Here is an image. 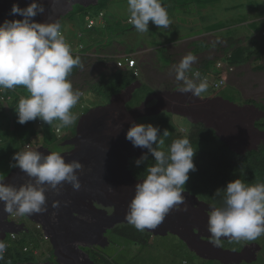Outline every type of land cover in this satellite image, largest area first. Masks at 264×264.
Returning <instances> with one entry per match:
<instances>
[{"label":"rangeland","instance_id":"obj_1","mask_svg":"<svg viewBox=\"0 0 264 264\" xmlns=\"http://www.w3.org/2000/svg\"><path fill=\"white\" fill-rule=\"evenodd\" d=\"M15 3L16 0H0V24L5 21L3 17L1 18L5 6ZM162 4L167 8L168 15L172 21L171 25L167 29L159 28L150 20L148 22L149 32L145 33L137 32L135 28L128 23L127 0H100L97 5H75L73 10L61 19V31L64 33L68 44H70L71 47L82 45L84 46L85 51H91L95 54L92 55L93 53H90L87 60L82 62L83 67L79 69L77 75L70 79L73 88L79 90L81 94H84V96H80L82 99L79 100L78 104L71 109L72 113L77 116L75 124L69 127H62L57 120L53 122L54 125L52 128H45V130L35 126L37 133L33 136L32 145L36 148H38L37 146L44 147L37 150L38 152L47 155L50 153L49 150H51L58 151L62 154L67 146L73 147V149L77 147L81 148L83 146L79 152L65 157L66 162L78 160L83 165V169L78 170L79 178L90 173L113 169L121 164L127 165L131 158L136 157L139 159L142 155H148V153L147 149H143V152L137 153V155L135 153L137 147H133L131 142L126 139V132L131 125H129L130 119L125 116L131 115L133 121L136 123H138V119L156 116L153 118L142 119L139 123H151L154 126H158L157 123H154L155 121L159 119L163 120L170 115L175 121L173 122L170 117L168 118L169 122L173 123L171 124L173 128H175V123L186 126L184 124L188 119L185 120L182 117H176L175 115L170 114L173 113L170 110L179 111L180 108L168 107L170 110H166V112H163L162 114H157L158 110L155 112V109L158 107V104L154 106L156 102H153L156 100L159 103L161 96L160 94L153 96L155 94L153 92L154 89L158 92H173V89L176 86L182 85V82H178L175 79L174 62L178 64L181 58L189 52L192 54L197 53L193 52L194 50L201 52L204 51V54L196 56L197 62L193 64L192 67H197V69H199V65L203 61L212 60L214 61L212 63V72H214L217 70L218 63L223 65L226 64L227 58L223 57L224 52L225 55L227 53L231 54L232 61L236 66L240 67L245 58L252 61V58L259 55L262 51V45H264V33L262 34L264 31V0H162ZM46 10L48 9L46 8ZM101 13H104L105 19L99 17ZM85 14L91 16L90 18L95 21L96 29L94 31L86 29V22L88 20L85 18ZM34 20L36 22L41 21H38L35 18ZM45 20L46 17L41 22H45ZM79 34H82L83 37L79 38ZM197 36L198 38H195ZM199 36L213 38V40L210 39L207 41L212 40L211 42H216V46L222 45V48L220 50H214L217 49V47L213 46L214 44L203 41ZM192 38V43L185 44V42H188ZM219 38L231 40L232 42L229 47L227 46L226 51L223 53L222 49L226 47V43L223 42L222 44H218L217 40ZM178 43H184V45H175L178 48L175 52L181 53L180 57H175L178 56V53H174L177 54L174 56L172 54L174 51L169 50V48L171 45ZM146 47L150 50H147ZM97 48L99 50L104 48L105 51H102L100 54L94 52ZM140 48H142V50H139ZM128 49H131L134 53L139 64L138 70L141 75L139 79L143 78V80L149 85L145 83L142 86L141 82H137L136 84H133V90L128 96V99H124L123 96L119 95V100L115 103L109 104V102L112 101V97L105 95L106 90L110 89L107 86L108 84L105 82L103 86L96 87V85L99 84L104 76L110 75L116 70L112 66L111 68H107L106 63H103L101 59L104 60V58L109 59L111 57H121L128 53ZM214 53H216V55H214ZM168 55L170 56V59L168 58ZM241 73L244 76L241 80H236V77H240L237 76L236 73L229 75L227 79L228 85L222 91L215 92L209 86L207 92L202 94L200 97L201 99H215V97L225 99V102H223L224 109L214 111L212 114L214 117H218V119L213 118L217 122H213L210 117L207 119L212 123L214 128H221L226 123H243L246 120L252 124L257 122L260 133L264 136V114H259L255 109H262L261 112L264 113V71L257 70L254 64L252 66V63H249L247 67L241 70ZM209 74L212 73L208 72L207 75L209 76ZM133 78L134 77L132 76V79ZM159 86H161V89H158ZM16 89L17 92L14 93H17V95H28L25 87L16 86ZM4 92H6V89H4ZM134 92V98L136 100H143L144 102L147 98L149 99L140 108L128 112L126 109V103L132 100ZM177 100L178 98L175 97L171 101V105L177 106ZM249 100L254 102L249 104L247 103ZM135 105H137V103L134 100L130 102L128 107L133 109L140 106L141 103L137 106ZM251 106H255V108ZM182 110L178 113L183 114ZM220 111L221 113L219 115L217 112ZM89 113L96 119V121L93 124L79 123L81 118ZM139 113L144 114L139 115ZM115 114L117 115V118L114 127L113 119ZM3 117L5 118V121H2ZM3 117L0 118V133L7 131L10 123L8 120L9 117L7 118L4 116V112ZM79 117H81L80 120L78 119ZM228 119L232 120L229 121ZM166 123H168V121H166ZM215 123L216 125H214ZM232 126L236 127L237 130H242V132L243 129L246 128L249 130L250 128V126L247 125ZM158 127L160 128V134L162 135L164 127ZM56 128L60 129L61 134H56ZM195 128L197 131H201V128L209 129L206 126L202 127L201 125H196ZM252 130L256 131L257 129L256 127H253ZM251 138L260 140L259 136H255V134ZM20 141L21 138L10 139L4 135V147L0 149V155H5L12 159L16 152L24 150V147H21L20 145ZM164 141V146L161 150L166 152L168 150L167 147H169L173 141L172 135L169 134L167 137H164ZM219 144L212 145L213 149L205 150L204 153L198 149V154L194 155V157H196V170L200 169V166L205 168L209 167L207 164V157H210L208 156L209 153L216 150L219 147ZM45 148L49 150H46ZM252 153H259V151L254 150ZM149 156H151L150 153ZM7 166H9V162L6 158H2V161H0V174L5 177L4 183L11 184L17 188L20 185L27 183L26 173L22 172L17 167L8 174ZM193 182H198V178H195ZM198 189L200 190L201 187ZM68 190L73 195V188H69ZM187 191L188 190L184 191L182 195H184L185 198L189 195L186 203L187 206H190V209L187 210V214H174V225L186 223L189 225L194 221L199 222L196 218V206H201L202 204L208 206V204L201 202L196 196L191 195V193ZM0 204H2V202H0ZM181 212L184 213L185 211ZM82 214H84V217L82 216V219L84 220L74 219L72 224L65 223L67 225L66 227L69 229L71 240L85 243L86 241L96 243L94 246H91V244L88 245L90 248L97 246L103 251L109 249L112 253L111 257L116 254L113 260L116 262L118 261L119 264H174L172 257L169 254L172 252L173 246L179 245L183 242L188 245L189 249L192 244L191 236L178 239L176 235L174 236L172 232L165 228L157 231L156 236L155 234L153 235L155 237L150 240V246L145 249H143L144 246L138 244V242L130 241L116 234H114V236H106L110 240V243L108 240L106 244L103 240H106L104 237L108 231L103 227L95 225L92 215H88L86 212H82ZM74 216L78 217L79 215L75 214ZM30 218V216H17L16 218L10 219L12 222L23 225L25 230L22 231L20 229V233L16 231V234H18L17 240L15 241L11 240L10 235L13 229L6 234V236L9 234L8 238L5 240L9 245L7 251H11L12 253L16 251L20 252V246L24 243L30 249L29 254L34 255L37 260L36 262L39 264H57L54 254V245L52 243L50 244V242L44 237L45 233L43 234L42 230H37V225L31 222L32 220L38 221V219ZM199 224L202 223L199 222ZM194 238L196 240V237ZM254 242V244H258L262 248V251L259 254L261 258L259 257L260 259L258 261L251 264H264V236L259 237ZM101 243H103V246H101ZM207 244L213 246V244L208 242ZM222 248L224 249V246H222ZM55 251L59 258L62 261H65L64 254L60 251ZM37 253L39 256L36 255ZM194 253H196V251H194ZM191 254L193 253H190V257L195 259L198 263H200V260L208 262ZM218 257L217 252H215L210 262H217ZM80 260L84 261L81 258ZM221 261H225V258L222 256Z\"/></svg>","mask_w":264,"mask_h":264},{"label":"clouds","instance_id":"obj_2","mask_svg":"<svg viewBox=\"0 0 264 264\" xmlns=\"http://www.w3.org/2000/svg\"><path fill=\"white\" fill-rule=\"evenodd\" d=\"M44 12L43 3H39L37 0H32L24 8H21L18 4H13L11 13L22 16L23 19L5 20L0 24V94L4 93V89H14L16 86L26 88L28 95L19 99L17 107L18 123L20 124L38 120L36 122L37 127L41 128L44 123L52 125L54 121L58 120L60 126L69 127L75 124L77 120V116L72 113L71 109L78 104L79 100L82 99L80 96H84V94L73 88L71 78L68 77L73 68H82L83 65L81 58L77 54H72L71 45L67 43L64 33L61 31L59 20L36 22L33 19ZM127 12L128 23L139 33L149 32L148 22L150 20L154 25L165 29L169 28L172 23L162 0H127ZM68 13L69 11L66 15ZM103 16H105L104 13ZM93 22L95 26V21ZM80 47L84 48V46L78 45L75 50H81ZM90 53L93 52H84L80 55L88 58ZM126 59L134 60L135 65H130L129 62L125 63ZM120 61L125 63L124 69L117 67V62ZM117 62H115V67L118 71L125 74L131 73L134 77L132 80L140 82V73L135 56L124 55ZM196 62L197 57L189 52L174 66L175 79L182 82L179 91L186 93L189 101H191L192 96L203 101L200 97L207 92L209 86L215 92L222 91L228 85L226 75L234 72L229 71V68L232 67H226L218 63V73L201 76L199 71H192V66ZM106 64L109 65V68L113 65L111 62H106ZM189 72L192 73L188 75ZM221 81L224 82L223 86L216 89L215 84ZM132 84L133 82L120 93L113 95L112 98L120 95ZM215 98L213 104L220 109V102L225 101L221 97ZM5 99L11 101L12 96ZM148 99L143 102V100H136L133 95L130 102L135 100L137 105L140 103L141 105L130 109L128 107L130 102H127V111L131 112L140 108ZM211 100L209 101L212 102ZM188 103L185 105H189ZM217 113L220 115L221 111ZM125 117L130 119V124L132 123V126L126 132V139L131 142L133 147L147 149V153L154 157V163L147 165L146 174L134 186V195L128 203L125 220L138 231L155 229L171 211H187L186 198L182 193L186 191L185 184L189 179V172L196 170L193 162L196 149L193 148L187 137H183L173 140L165 152L161 149L164 146V137L169 135V131L165 129L161 135L158 126L151 123H139L142 119L156 116L139 119L138 123L132 122L133 117L131 115ZM208 117L218 119L212 114ZM189 118H192V116H189ZM176 124L183 134L188 133V130L192 129L193 126H204L203 124H194L190 120L185 121L184 125L186 126ZM113 126L115 127L114 124ZM254 126L257 125L254 124ZM232 129L237 134L242 132L234 126H230L229 129L224 126L218 130V134L222 135ZM256 129L255 131L251 127L249 130L245 128L243 129L245 134L234 139L238 142L239 148L244 144L247 137L254 136L253 131L259 132L257 127ZM208 130L213 131L217 139L215 145L217 143L225 145L218 138L216 131ZM55 132L61 134L58 128ZM27 147L30 148L27 149ZM37 147L41 148L42 146ZM38 148L34 147L32 143L27 144L24 150L16 152L12 157L15 163L11 167H18L31 178L26 184H22L18 188L6 184L4 183L5 177L0 174V202L3 203V211L11 214L8 222L14 224L13 229L15 230H20L22 225L10 221L11 218L47 212L45 195L47 191L60 195L64 184H70L73 190L76 191L81 188L78 170H82L83 165L78 160L66 162L60 152L47 149L50 153L44 155L37 151ZM250 150L248 151L250 152ZM246 151L247 149L242 152L247 154ZM147 159L148 155L144 154L139 159L134 158L133 160H136L135 164L139 166L145 163ZM131 161L130 170L133 171ZM239 171L241 176L245 175L243 167H240ZM216 197L220 198L219 203L214 199L213 203L209 205L210 210L206 213L208 217L207 230L210 233V243L213 246L222 247V237L228 239L229 242L240 243L241 241H255L264 236V181L251 183L237 178L229 181L225 188L217 189L214 194V198ZM181 205H184V207L181 208ZM59 206L60 201L53 202V207L58 208ZM113 211L111 208L108 209L109 214H112ZM37 228L43 232L41 225H37ZM24 230L25 227L22 231ZM17 234H10L11 240H17ZM8 246L4 239L0 240V260L4 258ZM25 250L27 253L30 252L29 248H25ZM8 264H11V261Z\"/></svg>","mask_w":264,"mask_h":264},{"label":"trees","instance_id":"obj_3","mask_svg":"<svg viewBox=\"0 0 264 264\" xmlns=\"http://www.w3.org/2000/svg\"><path fill=\"white\" fill-rule=\"evenodd\" d=\"M31 2L32 0H20V1L16 0L15 4H18L21 8H24ZM37 2L43 3L45 7V12L43 14H38L36 17H34L35 19L39 21L40 20L43 21L44 18L46 17L45 22L53 19L59 20L60 22L61 18L68 12V10H71L73 6L97 5L99 4L100 0L99 2L98 0H37ZM12 5L13 4L5 6L3 13L1 14V18L3 17L4 20L23 19L22 16L13 15L11 13ZM63 7H67L65 8L66 10L65 9L63 10ZM46 8L48 10H46ZM102 14L103 13H101L99 17H101ZM90 17L91 16L85 14V18H87L88 20L86 22V29L89 31H94L96 29L95 26L90 29L87 28L88 23L90 21H94ZM103 19H105V16H103ZM82 37L83 35L79 34V38ZM226 43L228 47L230 46V44H232L231 40H226ZM227 46L223 49V52L226 51ZM71 49L73 55L77 54L81 58V63L84 60H87V58H85L84 56L82 57V55H80L81 53L89 52L87 50L85 51V48H83V50H79V49L75 50V47H71ZM97 51L100 54L102 53V51L105 50L104 48L100 50L97 48ZM194 52H197L195 54H199V53H203L204 51L201 52L198 50H194ZM259 56L261 58L264 57V45H262L261 53H259V55L257 56H254L252 59L259 60L260 59ZM168 58L170 59L169 55ZM101 61H103V63H106V62H110L111 60L104 58V60L101 59ZM228 61L230 62V65H234L235 68H238V66H236V64L232 61V59H229ZM213 62L214 61H204L199 65V69H197V67H192V71H199L202 74V76H206L208 72L212 73ZM247 62H249V60L245 58L243 64L240 67L244 66ZM79 69L80 67L73 68L68 78L70 79L72 77H75ZM257 70L259 71L264 70V65L258 66ZM218 72L219 71L217 69L213 72V74H216ZM132 76L133 75L131 73L125 74L124 72L118 71L116 73L110 74L109 76H104L100 80L99 84L96 85V87L103 86L106 82L108 84L107 86L110 89L106 90L105 95H109L110 97H112L113 95L123 91L129 84H131V82L135 81L132 80ZM227 76L228 75H226V77ZM181 86H176L173 89V92L179 91V88ZM132 90H133V85L128 87L124 92H122L123 94L121 93L122 95L120 94V96H123L125 99L132 93ZM14 92H17L16 87L14 89H6V92L0 95V118L3 117V112H4V116H6L7 118L9 117L8 120L10 122L7 131L0 133V149L4 147L3 145L4 135L9 137L10 139L21 138L20 145L21 147H25L27 144L32 143L33 136H35L37 133V131L35 130V126H37L36 122L38 120L29 121L26 122L25 124L18 123L17 107H18L19 99L22 96H19L17 95V93ZM181 94L186 95V93H181ZM9 96H12V100L6 101L5 98L8 99ZM120 96L118 95L113 97L110 104L115 103L117 100H119ZM214 100H211L212 102H210L209 100H204L201 102V105L199 107L194 106L192 104V101H189V99H186L185 97L178 98L177 100L178 102L184 105L187 102H189L188 104H192V107H194L193 109H191L192 111L189 113V115H183V114L181 115L185 117L184 118L185 120L188 119L194 124L195 123L203 124L207 128L216 131L218 138H220V140L227 146L226 147L225 145L220 144L216 150L209 153L208 156L210 157H207L208 158L207 164L209 165V167L205 168L200 166V169L195 171H190L188 174L189 179L185 184V190H188L191 194L197 196L201 201H203V203L206 202L208 204L213 203L214 199L217 203H219L220 198L219 197L214 198V194L217 189L225 188L226 184L229 181H233L237 178H240L245 182H251V183H255L257 181H264L263 145L259 146L260 149L259 153H252L254 151H251L243 156H238L243 153L235 150V148L243 149L249 146H253L250 149H253L254 147L256 148V145H258V142H260V140L256 138L253 139L251 138L252 136L250 138L247 137L244 141V144H242L241 147L239 148L238 142H236L234 139H237V136L244 134V132H238L237 134L236 131L235 130L233 131L232 129L226 131L222 135H219L218 130L220 128H214L212 126V123L209 122L207 119L208 116H211V114H213L214 111L224 109L223 102H220V109H219L215 104H213ZM253 102L254 101L249 100L247 103L252 104ZM251 107L255 108V106H251ZM255 109L259 114H264L263 112H261L262 109L260 110H258V108ZM201 111H202L201 119L196 120V119H192L193 117L189 118V116L201 117L200 114ZM169 117L173 120V122H175L174 119L169 115L165 117L163 120L159 119L154 123H157L158 126L164 127L163 128L164 130L165 129L168 130L169 134L172 135L173 140L177 138L187 137L191 141L193 148L196 149L195 154H198L199 150H201V152L204 153L205 150L213 149L212 145H215L216 143L215 141H217L213 131L207 130L206 128H201L200 129L201 131H197L195 126H193L192 129L188 130V133L183 134L180 130V127L176 123H175V128L172 127L171 124L173 123L169 122L168 119ZM80 118L81 117H79L78 119ZM4 119L5 118L3 117L2 121H5ZM228 120L230 121L232 119H228ZM95 121L96 119L89 113L83 118H81L79 123L93 124ZM166 121H168V123H166ZM212 121L217 122L213 118ZM53 125L54 123L52 125L44 123V126L41 127L40 129L45 130V128H52ZM232 125L235 126L247 125L250 126L251 128L255 127L254 124L249 123L247 120L243 123H236V124L226 123L225 125H223V127L226 126V128L229 129L230 126L232 127ZM77 131H78V127H77ZM231 131H233L232 134H230ZM253 140H255V142H253ZM81 148L77 147L73 149L71 152L64 153L62 155L65 158L69 155L79 152ZM148 157L149 158L147 159V161H145V163L139 166L135 164L136 160L131 161V169L133 170V173L132 171L129 170V164H127L120 166L118 165V167L116 168L109 170L106 169L105 171H101V172L90 173L88 175L79 178L81 182V188L79 191L74 190L73 195L68 190L69 188H72L70 184L69 185L64 184L60 195H56L52 191H47L45 193L46 202H47V212L42 214H35L36 218H33L32 215H30V217L32 219H38L39 222L41 217L44 218L46 226L51 231V232L47 231V236L50 238V241L54 245L55 250L60 251L62 254H64V256H66L65 255L66 253L67 254L66 257L77 256L78 253L80 255L79 258L83 257L85 259V262L86 260L90 261L91 259L95 264H119V262L113 260L116 254L113 255V257H111L112 253L110 252L109 249L103 251L98 247L90 248L88 247V244L85 242L71 240L69 229L66 227L67 225L65 223L72 224L74 219L72 215H69V209L65 205L69 204L71 208L78 209L77 212H86L88 215H92L95 225H98V227H103L107 231H109L106 234V236L108 235L114 236V234L118 236H122L130 241L138 242V244L143 245L144 246L143 249H145L146 247L148 248L150 246V240L153 238L152 235H154L157 231L163 228L172 232L174 236L176 235L178 237V239L191 236L192 244L190 245L189 250H188V245L184 243H180L181 245L179 244L173 246V250L169 254L172 257L174 264H214V263L215 264H245V263L251 264L253 262L258 261L261 258L259 254L262 250L258 244H255V246L248 247V245L254 244L255 243L254 241H250V242L241 241L240 244V243L229 242L228 239L222 237V243L224 249H221V247L208 245L207 242H210V240L205 242L203 238L206 239H211V238H209L210 236L208 237L207 235H204V228L201 226V224H199V222L194 221L189 225L187 223L174 225L173 212L169 213L165 217L164 221L155 229H146L145 231H138L131 224L127 223V221L125 220V213L127 210L128 203L130 202V200L134 195V186L146 174L145 170L147 165L154 163V157L149 156V154ZM2 158H6L7 161L9 162V166H7L8 174H9L13 169L16 168V167H11V165L14 164L15 161H12V159L9 158L8 156L0 155V161H2ZM195 160L196 157H193L194 164L196 163ZM198 164L200 165L199 162ZM240 167L244 168L245 171L244 176H241L240 174L239 171ZM133 174L137 180L133 177ZM195 178H198V182H193ZM29 179L31 178L27 176V182L29 181ZM199 187H201L200 190L198 189ZM188 198L189 195L186 198V200H188ZM57 200L60 201V206L58 208H55L53 207V202ZM97 206H100L101 209H98ZM110 208L114 210L112 214H108V212L106 211V209H110ZM75 214H79V213H75ZM9 215L11 214H7L3 211V203L0 204V227L5 228L7 225L11 227L14 225L13 223L3 221V217L5 216L9 217ZM9 231H5L4 233H8ZM194 237H196V240ZM4 238L5 237L0 238V240ZM103 241H105L107 244L108 238H106V240ZM198 244H201L199 248L197 246ZM20 247H21V251L20 252L16 251L14 253H12L11 251H7L9 249L7 248L4 258L0 260V264H8L9 261H11V264L36 263L37 260L34 255H30L29 253L25 254L23 252V249L28 248L27 245L22 243ZM82 248L85 249L82 250ZM189 251L193 253L191 255L193 256L196 255L197 257H199L200 259H204L205 261H211L215 252H217V255L219 256L217 258L218 263L203 262L200 259H198L200 260V263H198L197 261H195V259H192L190 257ZM194 251H196V253H194ZM221 256L225 258L224 262L221 261Z\"/></svg>","mask_w":264,"mask_h":264},{"label":"bare ground","instance_id":"obj_4","mask_svg":"<svg viewBox=\"0 0 264 264\" xmlns=\"http://www.w3.org/2000/svg\"><path fill=\"white\" fill-rule=\"evenodd\" d=\"M74 7V6H73ZM65 8H67V7H63V10L65 9ZM73 9V8H72ZM72 9L71 10H68L69 12L70 11H72ZM66 10V9H65ZM238 10V9H237ZM236 12V11H235ZM238 12V11H237ZM238 14V13H237ZM66 15V14H65ZM251 15V14H250ZM62 19V18H61ZM54 20V19H53ZM60 22H61V20H60ZM249 22V21H248ZM194 30V29H193ZM258 32V31H257ZM264 32V31H263ZM200 34V33H199ZM206 36V35H205ZM199 37H201L202 39H203V41H206V42H208V43H211V44H214L213 46L214 47H217V49H214V50H220L221 48H222V45H220V46H216L215 45V43L216 42H211L212 40H213V38H206V37H203V36H199ZM209 37V36H208ZM211 37V36H210ZM248 37V36H247ZM195 38H198V36L197 37H195ZM210 39H212L211 41H207V40H210ZM251 39V38H250ZM219 40H222V41H219ZM239 40V39H238ZM192 41H193V38L191 39V40H189L188 42H185V44L186 43H192ZM218 42V44H222L223 42H225L226 43V40H224V39H218L217 40ZM262 41V40H261ZM197 42H200V41H197ZM180 43H178V44H173V45H171L170 46V50H172V51H174V52H172V54L175 56V55H177V54H174V53H178V56H175V57H180L181 56V53L180 52H175L176 50H178V48H177V46H175V45H179ZM180 45H184V43L183 44H180ZM226 46H227V43H226ZM147 48V47H146ZM224 49V48H223ZM223 49H222V53H223ZM139 50H142V48H140ZM147 50H150V49H148L147 48ZM94 52H98L97 50H94ZM194 52V51H193ZM137 54H139V53H137ZM194 54V53H193ZM202 54H204V53H199V54H194L195 56H200V55H202ZM124 55H128V56H135L134 55V53L131 51V49H129V51H128V53L127 54H124ZM124 55L123 56H121V57H111V58H109V60H111L110 62H111V64H113L112 65V67L113 68H115V72L114 73H116L118 70H117V68L115 67L116 66V63L115 62H117V61H119V60H121L123 57H124ZM214 55H216V53H214ZM223 57H226L227 58V62H226V64H225V66L226 67H232V68H234V72L233 73H230V74H228V76L226 77V80L228 79V77H229V75H231V74H234V73H236V75L237 76H240V77H236V80H241V79H243L244 78V76L242 75V73H241V70L242 69H244L245 67H247L248 65H249V63H252V66H253V64H254V66H256V68L258 67V66H263L264 65V57L263 58H260L259 60H257V61H255L254 59H252V61H249V62H247L244 66H242V67H238V68H235L234 67V65H230V62L228 61L229 59H232V56H231V54H229V53H227L226 55L223 53ZM175 59V58H174ZM135 60H136V58H135ZM137 61V60H136ZM206 61H212V60H206ZM224 61V60H223ZM254 61V62H253ZM204 62V61H203ZM219 62H220V60H219ZM259 64H258V63ZM262 63H263V65H262ZM137 65H139L138 64V62L136 63ZM233 64V63H232ZM261 64V65H260ZM107 65V68H108V64H106ZM173 65H177V63L176 62H174L173 63ZM172 65V66H173ZM218 69V68H217ZM219 70V69H218ZM264 70H262V72H263ZM192 72H189L188 73V75H190ZM212 74H213V72H212ZM107 76H109V75H107ZM208 76V75H207ZM140 77H141V75H140ZM139 82V81H138ZM140 82L142 83V86H143V84H148L146 81H144L143 80V78L142 79H140ZM137 82L136 81H134L133 82V84H136ZM132 84V85H133ZM237 84H239V83H237ZM149 85V84H148ZM152 86V85H151ZM130 87V86H129ZM161 86H159L158 87V89H161L160 88ZM153 89V88H152ZM153 92L155 93L153 96H155L156 94H160L161 96H160V99H159V103H158V101H156V100H154L153 102H156V104L154 105V106H156L157 104H158V107L155 109V112H157V110H158V112H157V114H162L163 112H166V110H170V109H168V107H173V108H180V110H182V112H183V115H189V113L192 111L191 109H193L194 107H192V104L194 105V106H196V107H199L200 105H201V102L202 101H200L199 100V98L197 97V98H195L194 96H192V99H191V101H192V104H189L188 106H185L184 104H181L180 102H177V106H172L171 105V101L175 98V97H178V98H181V97H185L186 99L188 98V96H187V94L186 95H182L181 93L182 92H179V91H175V92H172V91H169V92H158V91H156L155 89L153 90ZM134 94H135V92H134ZM133 94V95H134ZM152 96V97H153ZM152 97H150V98H152ZM154 98V97H153ZM198 101H197V100ZM216 99V98H215ZM204 100H206V99H203V101ZM207 100H210V99H207ZM212 100H214V99H212ZM197 101V102H196ZM224 101H225V99H224ZM149 105V104H148ZM153 106V107H154ZM152 107V108H153ZM189 109V110H188ZM179 110V109H178ZM179 110V111H180ZM171 112H173V113H170V112H168V113H170V114H173V115H177L178 117H183V116H181L182 114H180V113H178L179 111H172V110H170ZM121 114V113H120ZM142 115V114H144V113H139V115ZM200 114H201V117H197V116H192L193 118L192 119H196V120H199V119H201L202 118V111L200 112ZM116 114H115V117H114V119H113V124H115L116 125ZM183 118H185V117H183ZM139 120V119H138ZM132 122H133V120H132ZM196 124V123H195ZM131 126H132V123L130 124ZM255 125H257V122H255ZM131 126H129V128L131 127ZM257 128H258V125L256 126ZM259 129V128H258ZM253 133L255 134V136L256 135H258L259 136V138H260V142H258V145H256V148L254 147L253 149H251L250 150V148L251 147H253V146H249V147H247V148H243V149H237V148H235V150H237V151H239V152H241V153H243V154H240V155H244L245 154V152H242V151H244V150H246L247 149V151H246V153H249V151L248 150H250V152L251 151H254V150H258L259 152H260V149H259V146L260 145H263V149H264V140H263V137L264 136H262L261 135V133H260V129H259V132L257 133V132H254L253 131ZM69 141V140H68ZM67 142V141H66ZM253 142H255V140H253ZM64 144V143H63ZM62 144V145H63ZM63 147V146H62ZM67 147H69V146H67ZM41 148H44V147H41ZM41 148H38L37 150H39V149H41ZM73 148V147H72ZM72 148H66L64 151H66V152H62V154L63 153H69V151L71 152L73 149ZM143 149L144 148H139V147H137L136 148V151H135V153L137 154V153H141V152H143ZM47 150V149H46ZM128 151V150H127ZM138 155V154H137ZM237 155V154H236ZM134 158H136V157H134ZM134 158H131L130 160H129V170H130V161L131 160H133ZM122 165V164H121ZM131 171V170H130ZM132 173H133V171H132ZM133 177H134V175H133ZM135 178V177H134ZM136 179V178H135ZM137 180V179H136ZM188 192V191H187ZM205 203V202H204ZM205 204H208V203H205ZM208 205H210V204H208ZM68 209H69V215H72L73 216V219H82V216L84 215V214H82V212H77V210L78 209H75V208H71L70 206H69V204L68 205H65ZM183 206L184 205H181V208H183ZM197 208H195L196 209V218H197V220L199 221V222H201L202 224H201V226L204 228V235H207L208 237L210 236V234H209V232H208V230H207V221H208V217H207V211L208 210H210V208H209V206H205L204 204H202L201 206H196ZM97 208L98 209H101V207L100 206H97ZM190 209V206H188L187 207V210H189ZM106 211L108 212V209H106ZM191 212H193L192 210H190ZM174 213V214H180V215H182V214H187V211L186 212H184V213H182L181 211H177V210H173V211H171L170 213ZM75 213H79V214H81V215H79L78 217H75L74 216V214ZM194 213V212H193ZM108 214H109V212H108ZM10 216V215H9ZM33 216V218H36V216L35 215H32ZM26 217V216H25ZM84 217V216H83ZM8 219H9V217H7V216H5V217H3V221H5V222H8ZM27 219V218H26ZM29 220V219H28ZM82 220H84V219H82ZM31 222H33V223H35L36 225H41L42 226V229H43V232L45 233V239L46 240H48L49 242H50V244H51V241H50V238L47 236V231H50L49 229H48V227L46 226V223H45V221H44V218L43 217H41L40 218V222L39 221H35V220H32ZM14 228V225L11 227V226H9V225H7L5 228H2V227H0V238H2V237H5L6 236V234L7 233H4L5 231H9V230H11L12 231V229ZM20 229L21 230H23L24 229V226L22 225V226H20ZM37 230H39L38 228H37ZM16 231L17 232H19L20 233V231L19 230H15V229H13V231H12V233H16ZM112 231V230H111ZM51 232V231H50ZM109 232V231H108ZM107 232V233H108ZM3 233H4V236H3ZM11 233V234H12ZM157 235V233H155V236ZM7 237V236H6ZM104 237V236H103ZM154 237V236H153ZM102 238V237H101ZM104 238H107L106 237V235H105V237ZM177 238V237H176ZM4 240H6V238L4 239ZM203 240L206 242V241H209L210 239H206V238H203ZM224 241V240H223ZM182 242V241H181ZM86 243L88 244V245H90L91 244V246H94V244H96V243H90L89 241H86ZM110 243V242H109ZM183 243V242H182ZM208 243H210V242H208ZM210 244H212V243H210ZM200 245L201 244H198L197 246H198V248L200 247ZM101 246H103V243H101ZM110 246V245H109ZM108 246V247H109ZM250 246H255V244H251V245H248V247H250ZM53 247V246H52ZM95 247H97V246H95ZM246 247V246H245ZM222 248V247H221ZM223 249V248H222ZM189 250V249H188ZM261 250H262V248H261ZM260 250V251H261ZM259 251V252H260ZM23 252L24 253H26V250L25 249H23ZM259 252H258V254H259ZM54 254H55V258H56V260H57V264H76V263H78V264H85V263H88V264H95L91 259H90V261H87L86 260V262H85V259L83 258V257H80V258H82V260H84V261H81L80 260V258H79V254L77 253V256H72V257H70V256H68V257H66L67 256V254L65 253V255L66 256H64V258H65V261H62L60 258H59V256L57 255V253H56V251H55V249H54ZM258 254H257V256H258ZM37 256H39L38 255V253L36 254ZM89 256V255H88ZM258 260V259H257ZM93 262V263H92ZM208 262H210V261H208ZM218 263V262H217ZM22 264H24V263H22ZM36 264H39L38 262H36ZM46 264H49V263H46Z\"/></svg>","mask_w":264,"mask_h":264},{"label":"built area","instance_id":"obj_5","mask_svg":"<svg viewBox=\"0 0 264 264\" xmlns=\"http://www.w3.org/2000/svg\"><path fill=\"white\" fill-rule=\"evenodd\" d=\"M101 18H103V14L101 15ZM93 26H94V22H93V21H90V22H89V25H88V28H91V27H93ZM80 49L83 50V47H80ZM127 62H129L130 65H135L134 60H127V59H126V62H125V63H127ZM125 63L122 62V61L117 62V67L120 68V69H124V68H125ZM219 66H220V65H219ZM229 71H230V72H233L234 69H233V68H229ZM223 84H224V82L221 81V82L215 84L214 87H215L216 89H219L221 86H223ZM29 148H30V147H27V149H29Z\"/></svg>","mask_w":264,"mask_h":264}]
</instances>
